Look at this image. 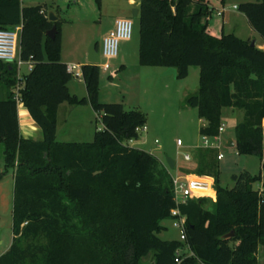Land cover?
I'll return each instance as SVG.
<instances>
[{"label":"trees","instance_id":"1","mask_svg":"<svg viewBox=\"0 0 264 264\" xmlns=\"http://www.w3.org/2000/svg\"><path fill=\"white\" fill-rule=\"evenodd\" d=\"M224 4L227 0H219ZM101 6V0H96ZM208 0H141L139 64L174 67L184 79L198 67L199 87L185 104L207 121L202 136H216L224 108L244 111L234 128V149L264 158V49L234 33L210 27ZM264 39V0L238 5ZM42 5L0 0V29L21 26L20 56L33 68L23 77L14 62L0 61V143L5 168L14 171L13 239L0 264H258L264 245V174L243 170L234 186L222 184L218 149L197 147L196 167L187 175L211 179L213 209L206 198L180 205L186 239L159 234L174 219L172 171L155 154L130 145L140 138L148 115L122 102H101V69L82 65L87 95L69 89L73 75L62 60L61 22L50 21ZM57 26L54 38L46 35ZM20 100L43 133L40 140L20 132ZM89 103L102 113L103 128L92 141L57 140L59 106ZM229 235V236H227ZM186 250V251H185ZM189 252V253H188Z\"/></svg>","mask_w":264,"mask_h":264},{"label":"rangeland","instance_id":"2","mask_svg":"<svg viewBox=\"0 0 264 264\" xmlns=\"http://www.w3.org/2000/svg\"><path fill=\"white\" fill-rule=\"evenodd\" d=\"M41 0H33L31 4H36ZM71 2V9L68 12L62 14L61 29L63 33V59L66 63H78L84 58L86 50L88 52L94 42L100 44L99 51H101L103 43V34L106 28L109 26L106 17L101 18L99 6L96 0H80L77 4H74V0ZM216 0H211V3H215ZM242 0H227L226 5V17L229 18V24L226 25L227 32H232V28H235L237 35L241 37H250L252 35L258 38V44L262 41L261 35L255 31L249 24L246 16L240 15L237 10L233 8V4ZM247 1H259V0H243ZM27 2V1H26ZM84 19L79 22L75 21V18ZM218 27L222 26V17L216 16ZM73 20V21H71ZM100 20V21H99ZM138 27L136 21L134 22V35L129 46H126L128 51V64L130 65V71L135 73V65L138 63V57L135 50L138 42ZM251 37V41L254 40ZM123 44H120V51ZM120 60L112 61V68L109 71H102L101 73V102H120L122 86L124 85L123 75L119 77L118 87L109 85V73H113V69L117 67ZM139 65V64H138ZM141 67V66H139ZM24 70L26 66L22 67ZM143 69V68H141ZM140 76L143 73H139ZM77 78H74L72 83V92L78 94L79 97H83L86 93L83 81L77 82ZM181 87L178 92L176 90H170L169 93H164L161 96H151L147 94H136L134 102H138L141 107L147 109L148 120L145 126V130L140 132V138L130 141L131 146L140 149H145L156 156H158L163 163L167 165L173 172L172 176L185 175V169H193L196 167V148L192 149L190 154V160H185L184 155L190 148L201 144L203 146L199 127L202 124L200 117L198 116L197 109L189 107L185 104V98L188 94L195 92L199 87V68L191 67L190 73L187 78L179 79ZM141 89V88H139ZM156 91V90H155ZM137 93V92H136ZM157 94V91L154 92ZM150 99V100H149ZM102 113L92 110L91 106L85 104L71 105L65 103L59 119V130L57 134V140L60 141H92L94 133L98 129L103 128ZM244 118L243 110H236L226 108L223 110L222 123L224 124V131L222 132V139L217 141L220 145L218 153L222 152L224 157L219 161L220 178L223 185L232 187L235 181L238 179V175L243 170H248L252 175L264 174V158L262 160L253 155H241L234 148L227 146L226 138L228 136L235 135L234 128L238 122ZM221 136V134H220ZM180 139L183 145H178L177 141ZM177 160L178 164L173 168L169 166V159ZM5 162L3 154V144L0 143V173L4 171ZM14 171L9 170L8 173L0 176V240L3 241L2 248L6 247L13 239L12 222H13V199H14ZM237 175V179L234 180L233 176ZM254 188L263 190L264 184L262 181L255 182ZM206 198L204 207L212 209L214 203L211 201V196H200ZM196 197V198H200ZM168 229L161 232L159 236L161 238L172 239L179 236V229L174 227L172 220H166L164 222ZM186 251V250H185ZM189 253V252H188ZM258 264H264V245H260L258 252ZM152 255H149L142 260V264H151Z\"/></svg>","mask_w":264,"mask_h":264},{"label":"crops","instance_id":"3","mask_svg":"<svg viewBox=\"0 0 264 264\" xmlns=\"http://www.w3.org/2000/svg\"><path fill=\"white\" fill-rule=\"evenodd\" d=\"M32 1L33 0H22V5L23 6L42 5L43 9L45 11H47V13L53 12L58 17L59 21L61 19H63L62 14L64 12H68L69 9H71L70 4H71V2H73L72 0H41L40 2H37L36 4H31ZM208 1H209L210 7L213 9L212 14L207 19L209 21L210 27L213 28L215 31L218 30L217 28H219L218 27L219 25H218L216 16H220L223 19L222 29L224 30V32L236 34L234 27L232 28L233 29L232 32H227V29H226V25H228L229 21H230L229 18L226 17L227 1L224 4H222L219 0H216L215 3H213V4L211 3V0H208ZM79 2H80V0H74V4L78 5ZM242 2H244V1L242 0L240 2L233 4V8L235 10H237V12L240 15L245 16L244 13H242L241 11L238 10V5ZM140 4H141V0H101V6L99 8V12H100V20H101V18L106 17L108 20V23H109V26L106 28V30L103 34V38L108 34V32L110 30H112L115 27L116 19L121 18V17H125V18L133 19L134 22L136 21V24L138 27V39H137L138 42H137V46L135 47L137 57H138V60H137L138 63L135 65L136 72L135 73L132 72L131 74L129 73L130 65L128 64L129 62L127 60L128 51L125 49L126 46H129V43L133 39L132 38L129 41L121 42L123 44L122 45L123 47H122L121 51H119L118 57L116 59H113V60L119 59L120 63L117 65V67H115L113 69V73H111V74L109 73L108 78H109V85L110 86L118 87V84H119L118 80H121L119 76L121 74H124L123 79H122L124 81V85L122 86L120 102H122L127 109L139 108L148 114L149 111L147 112V109L141 107L140 104H138V102H134V98H135L136 94H138V93L147 94V95H151V96H158L161 98V96L163 97L164 93H169V91L171 89L172 90L175 89L176 92H178L182 85L179 82V79L177 77H174L173 75H165L164 74L167 67L142 66L139 64V21H138V18H139V14H140ZM135 9H138V11H139L137 17H134V10ZM83 19L84 18L81 17V18H75L74 20L81 22ZM71 21H73V20H71ZM237 36H239V35H237ZM239 37L243 38V39H251V37H254L256 40V45L259 48L264 49V39L263 38H262L263 40L260 41V43L258 44L259 40L254 35L247 37V38L241 37V36H239ZM96 43H97V49L99 51L100 44L98 42H96ZM63 45L64 44H63V33H62L61 57H62V60L65 62V60L63 59ZM101 51H102V48H101ZM101 51H99V52L101 53ZM88 54H89V52H88V50H86V52L84 54V58L81 62L67 63V64H80L81 66L84 64H87V63H89ZM111 65L113 66L112 63H111ZM23 66H26L25 70L22 68ZM112 66H111V68H112ZM139 66H141V67H139ZM29 67H30V65H28V63L22 65L18 69L19 77H23L25 74H27L30 71ZM141 68H143V69H141ZM139 73H143V75L140 76ZM189 73H190V69H189ZM199 73H200V69H199ZM74 78H77L76 80L79 83L81 81H83V86L86 88L85 83H84V79H83V74L81 77L73 76V79ZM73 79L69 82V89H70V92L72 94H75L78 96V94H76L75 92H72V83L74 82ZM21 86H22L21 84H17V86H15L12 89L14 97L17 94H19L18 89H20ZM139 88H141V89H139ZM155 90L157 91V94L154 93V92H156ZM85 92L86 93L83 95V97L87 95V90ZM101 94H102V86H101L100 96H99L100 99H101ZM0 95H1V93H0ZM65 103L66 102L62 103L59 106L58 118H57V127H58L57 128V134H58V130H59L60 112H61ZM71 105H74V104H71ZM85 105L91 106V104H89V103H86ZM17 108H18L20 132H21L22 136L25 138H32V139H36V140L42 139L43 138L42 130L40 129L39 126H37V124L35 123L33 118L30 116L26 106L24 105V103L21 100L17 101ZM91 108H92V110H94L92 106H91ZM224 109H226V108H224ZM230 109H232L233 112L235 111L234 108H230ZM236 110H238V109H236ZM200 120L202 121V124L199 127V131H200L201 127L205 126L207 123V121L203 118H200ZM234 133H235V131H234ZM201 138H203L202 135H201ZM230 138H232L235 141V135H234V137L228 136L226 138L227 142L229 141ZM221 139H222V133H221ZM64 142H67V141H64ZM181 145H183V143ZM199 146H201V144L190 148V150L187 151L186 153H191L192 149L199 147ZM161 162H162V160H161ZM176 164H178L177 160H175V165ZM172 174H173V172H172ZM211 197H212L211 201L214 203L216 200V195L211 196ZM177 237H180V236H177ZM165 239H167V238H165ZM11 243H12V241L6 247L2 248L3 241L0 240V255L5 253L10 248Z\"/></svg>","mask_w":264,"mask_h":264},{"label":"built area","instance_id":"4","mask_svg":"<svg viewBox=\"0 0 264 264\" xmlns=\"http://www.w3.org/2000/svg\"><path fill=\"white\" fill-rule=\"evenodd\" d=\"M21 26H16L13 29H0V61L14 62L17 64L18 69L28 63L30 65L29 70L33 68V64L30 61H25L20 56L19 50V36ZM134 35V21L131 18L121 17L116 19L115 27L108 32L103 38L102 51L100 53L101 60L97 64L101 71H109L113 59H116L119 55L120 44L123 41H129ZM67 70L75 77L82 76V66L80 64H68ZM19 92V89H18ZM17 101L20 100L19 94L15 96ZM225 127L222 123L219 128V134L216 136H203L202 144L209 148H219L217 144L218 140H221L220 134L224 131ZM145 130L140 128L139 131ZM262 131L264 134V119L262 121ZM183 142L178 139L177 144L181 145ZM224 154L218 153V159H222ZM191 156L185 153L184 159L190 160ZM173 189L175 195L176 206L172 209L171 213L174 217L173 225L179 229V236L181 240L186 239V214L181 212L180 205L186 203L189 199L200 197V196H215L216 190L214 182L211 179L194 177L190 175H176L173 177ZM181 252L177 253L175 258L176 264L182 262Z\"/></svg>","mask_w":264,"mask_h":264},{"label":"water","instance_id":"5","mask_svg":"<svg viewBox=\"0 0 264 264\" xmlns=\"http://www.w3.org/2000/svg\"><path fill=\"white\" fill-rule=\"evenodd\" d=\"M138 12H139L138 9L134 10V17H137ZM48 18L50 21H57L58 20V17L53 12L49 13ZM56 33H57V26L53 25L49 30H47L46 35L50 38H54ZM251 44L253 46L256 45V40L255 39L252 40ZM88 60H89V63H93V64H98L101 60V55L97 49V43L96 42H94L91 46V49H90L89 54H88ZM164 74L165 75H173L174 77H177V69L174 67H168ZM227 146L234 148L235 147V141L232 138H230L229 141L227 142ZM168 161H169L170 168H173L175 165V160L170 158ZM233 179L236 180L237 175H234ZM227 236H229V235H227ZM151 264H155V262L153 261Z\"/></svg>","mask_w":264,"mask_h":264}]
</instances>
